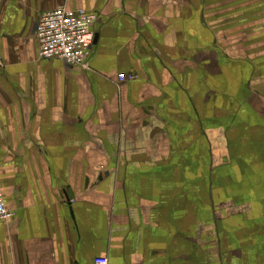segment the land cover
<instances>
[{
  "label": "crops",
  "instance_id": "obj_1",
  "mask_svg": "<svg viewBox=\"0 0 264 264\" xmlns=\"http://www.w3.org/2000/svg\"><path fill=\"white\" fill-rule=\"evenodd\" d=\"M0 60V264H264V0H0Z\"/></svg>",
  "mask_w": 264,
  "mask_h": 264
},
{
  "label": "built area",
  "instance_id": "obj_2",
  "mask_svg": "<svg viewBox=\"0 0 264 264\" xmlns=\"http://www.w3.org/2000/svg\"><path fill=\"white\" fill-rule=\"evenodd\" d=\"M98 15L86 9H71L60 5L44 12L38 19L37 42L41 58H59L69 65L88 66L90 48L94 41L92 24ZM1 65V60H0ZM136 78L132 73H120L119 81ZM14 212L7 206L0 179V223L8 222ZM94 264H110L106 256H97Z\"/></svg>",
  "mask_w": 264,
  "mask_h": 264
}]
</instances>
